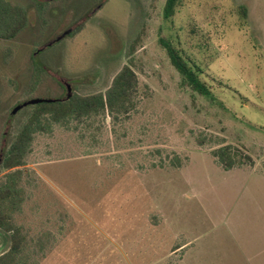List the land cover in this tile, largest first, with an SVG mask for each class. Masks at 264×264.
I'll list each match as a JSON object with an SVG mask.
<instances>
[{
  "label": "rangeland",
  "instance_id": "rangeland-1",
  "mask_svg": "<svg viewBox=\"0 0 264 264\" xmlns=\"http://www.w3.org/2000/svg\"><path fill=\"white\" fill-rule=\"evenodd\" d=\"M7 1L27 22L0 39V180L31 100L103 93L125 64L137 76L125 112L34 136L12 216L23 264H239L234 243L264 234V0H180L170 18L165 0ZM226 145L230 169L213 155ZM10 246L0 229V256Z\"/></svg>",
  "mask_w": 264,
  "mask_h": 264
},
{
  "label": "trees",
  "instance_id": "trees-1",
  "mask_svg": "<svg viewBox=\"0 0 264 264\" xmlns=\"http://www.w3.org/2000/svg\"><path fill=\"white\" fill-rule=\"evenodd\" d=\"M180 0H165L163 17L170 18L175 13V8ZM245 15V8L240 7ZM26 12L18 5L7 0H0V39L13 38L26 24ZM137 38L133 41V45ZM159 43L166 52L170 64L181 77V83L192 91L208 98H214L205 82L199 77L198 68L182 56L171 41L160 37ZM137 85V76L129 64L123 65L114 75L110 86L102 93L79 95L72 94L66 99H57L50 102L33 104V109L26 121L19 128L10 142L5 156L2 159V168L6 170L0 180V229L10 233L11 246L1 254L0 264H23L20 253L23 251L24 234L21 226L13 221V213L19 211L23 200L21 167L31 150L33 138L38 133L52 130L53 124L63 126L67 121H81L92 115H99L106 110L125 112L128 95ZM238 149L226 145L216 148L213 155L224 169H230L236 161ZM241 155V154H240ZM250 159L248 155H244ZM249 162H251L249 160ZM42 249V248H40Z\"/></svg>",
  "mask_w": 264,
  "mask_h": 264
},
{
  "label": "crops",
  "instance_id": "crops-1",
  "mask_svg": "<svg viewBox=\"0 0 264 264\" xmlns=\"http://www.w3.org/2000/svg\"><path fill=\"white\" fill-rule=\"evenodd\" d=\"M241 196H243V192H241L237 198ZM226 217L227 215L222 219V222ZM220 223L221 221L214 222V224L216 225L212 226L211 228L213 229L218 228L219 227L218 224ZM221 226H222V223H221ZM258 235L259 236L256 238H250L249 235H247V236L242 237V239H239V241L234 243L237 248V258L241 264H264V234L262 236H260V234ZM181 247L182 245L177 248L180 249ZM174 250L175 249H173L172 252ZM206 252H209V250H207ZM233 255L234 254H232V256Z\"/></svg>",
  "mask_w": 264,
  "mask_h": 264
},
{
  "label": "water",
  "instance_id": "water-1",
  "mask_svg": "<svg viewBox=\"0 0 264 264\" xmlns=\"http://www.w3.org/2000/svg\"><path fill=\"white\" fill-rule=\"evenodd\" d=\"M50 101H54V99H41V98H38V99L31 100L30 103L36 104V103H39V102H50ZM18 108H16V109H18Z\"/></svg>",
  "mask_w": 264,
  "mask_h": 264
}]
</instances>
